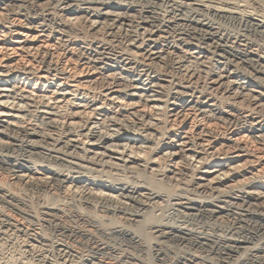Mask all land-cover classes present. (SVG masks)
<instances>
[{
    "label": "bare ground",
    "instance_id": "bare-ground-1",
    "mask_svg": "<svg viewBox=\"0 0 264 264\" xmlns=\"http://www.w3.org/2000/svg\"><path fill=\"white\" fill-rule=\"evenodd\" d=\"M9 250L264 264V0H0Z\"/></svg>",
    "mask_w": 264,
    "mask_h": 264
},
{
    "label": "rangeland",
    "instance_id": "rangeland-1",
    "mask_svg": "<svg viewBox=\"0 0 264 264\" xmlns=\"http://www.w3.org/2000/svg\"><path fill=\"white\" fill-rule=\"evenodd\" d=\"M113 241L116 243H120L119 241H121V240L119 238H113ZM4 253H5V255L3 257H0V262H1L0 264H3V263L4 264H24V263H26L25 260L23 261L21 258H19L20 257L19 255H17L15 252H13L11 250L4 251ZM145 262L146 261H144V263ZM144 263H141V264H144ZM145 264H150V263L146 262Z\"/></svg>",
    "mask_w": 264,
    "mask_h": 264
}]
</instances>
